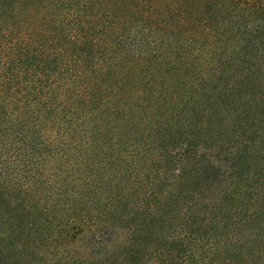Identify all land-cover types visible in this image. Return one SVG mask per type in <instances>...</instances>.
I'll use <instances>...</instances> for the list:
<instances>
[{"label": "trees", "instance_id": "16d2710c", "mask_svg": "<svg viewBox=\"0 0 264 264\" xmlns=\"http://www.w3.org/2000/svg\"><path fill=\"white\" fill-rule=\"evenodd\" d=\"M0 264H264V0H0Z\"/></svg>", "mask_w": 264, "mask_h": 264}]
</instances>
